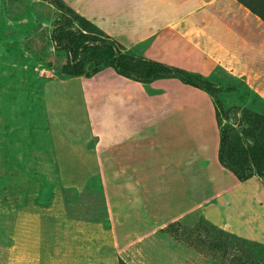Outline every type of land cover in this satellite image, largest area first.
<instances>
[{
  "label": "rangeland",
  "instance_id": "1",
  "mask_svg": "<svg viewBox=\"0 0 264 264\" xmlns=\"http://www.w3.org/2000/svg\"><path fill=\"white\" fill-rule=\"evenodd\" d=\"M59 1L87 19L77 11V0ZM206 1L181 0L180 14ZM239 1L264 17V0ZM57 14L48 1L0 0V264H264V212L248 209L245 232L238 234L235 229L242 223L240 216L245 210L241 211L237 204L244 200V194L254 193V199L264 208V176L254 178L247 186H238L236 194L222 197L220 205L212 209L211 214L223 219L229 213L231 229L205 220L197 208L165 225L151 227L139 241L114 242L111 232L108 236L111 225L100 179L77 177V173L94 171L100 165L88 156V147L94 143L92 122L97 120L85 101V83L91 76L63 73L64 53L55 51L50 40ZM102 24L108 26L106 20ZM86 25V35L94 32L95 36H107L98 26ZM109 34H113L111 39L120 38L113 30ZM94 62V58L87 57L81 70L88 72ZM102 69L107 76L115 74L111 67ZM231 87H220L217 93L223 108L222 123L231 121L227 109L247 95L244 89L229 91ZM234 112L238 121L254 116L241 107ZM103 116L107 118L109 114ZM48 121L62 157L65 155V166L70 165L66 170L75 172L74 182L83 186L81 189L64 183L66 178H62L47 130ZM154 121V117L147 119L150 135L145 152L149 159L145 162L144 181L150 194L144 198V205L158 216L157 222L210 200L215 187L225 190L235 185L233 173L217 160L219 130L215 116L210 147L184 162L190 190L182 188L178 150L169 136L160 147L152 137ZM259 138L264 143V127ZM128 179L108 177L106 183L126 186ZM255 221L262 223L259 229ZM85 228H90L93 235L88 236ZM95 244L101 249L90 253L87 247Z\"/></svg>",
  "mask_w": 264,
  "mask_h": 264
},
{
  "label": "crops",
  "instance_id": "2",
  "mask_svg": "<svg viewBox=\"0 0 264 264\" xmlns=\"http://www.w3.org/2000/svg\"><path fill=\"white\" fill-rule=\"evenodd\" d=\"M180 2L101 0L99 3L97 0H77L74 3L78 6L77 11L109 38L113 37L109 34L111 30L118 33L121 42L115 41L123 52L199 74L223 89L232 86L229 91L244 89L247 95H242L240 103L235 106L264 114V21L238 0H207L184 14H180ZM104 20L108 26L102 24ZM105 72V69L100 70L87 78V85L85 83V101L89 110L95 111L97 119L96 123L92 122L90 134L94 143L88 147V156L95 158L100 165L94 171L77 173V177L86 175L100 179L111 225L108 236L111 232L114 242L139 241L151 227L165 225L197 208H200L205 220L226 230L231 229L228 225V205L225 219L216 217L211 211L220 205L222 197L236 194L240 190L238 186H247L257 178L255 176L244 182L237 181L225 190L215 187L210 200L190 205L186 212H177L163 222H157L158 216L144 205L150 194L144 181L147 172L145 162L149 159L145 152L150 135L147 119H155L152 137L156 138L158 146L166 143L165 136L168 135L169 141L178 150L179 178L182 188L190 190V176L185 171L184 162L209 146L214 130L215 112L209 94L177 78H160L143 84L115 72L107 76ZM104 113H108L109 117L103 116ZM107 129L110 134L108 144L105 143ZM47 130L62 178H66L64 183L81 189L83 186L74 182L75 172L66 170L70 165L65 166V155L62 157L58 149L50 121ZM183 147L186 148L184 154ZM104 162L108 163L107 167ZM108 177L129 179L126 186L119 182L109 186L106 183ZM244 195V200L237 204L241 211L245 210L240 216L242 223L235 228L238 234L246 230L244 222L248 219V209L264 212L261 204L254 199V193ZM256 222L254 226L259 229L262 223ZM84 232L88 236L93 235L90 228H85ZM87 249L95 253L94 250L101 248L95 244Z\"/></svg>",
  "mask_w": 264,
  "mask_h": 264
},
{
  "label": "trees",
  "instance_id": "3",
  "mask_svg": "<svg viewBox=\"0 0 264 264\" xmlns=\"http://www.w3.org/2000/svg\"><path fill=\"white\" fill-rule=\"evenodd\" d=\"M43 1H48L58 10L52 23L50 40L55 51L64 53V74L89 77L108 66L116 74L143 84L160 78H177L184 84L205 90L211 97L219 129L217 149L219 164L231 171L239 182H244L253 176L258 178L264 176V143L259 138V132L264 127L263 113L250 108H242V110L252 111L254 116L248 117L247 121L244 119L238 121L234 110H238L239 107L233 106L226 111L231 121L222 123L220 116L223 108L217 97V93L221 90L220 87L202 78L199 74L123 52L121 46L107 36H95L94 32L93 35L92 33L86 35L88 33L85 30L86 24H90L93 28L96 25L59 0ZM248 8L254 12L250 7ZM254 13L264 21L263 15ZM87 57L94 58L96 62L85 73L81 68ZM247 115L250 116L249 113Z\"/></svg>",
  "mask_w": 264,
  "mask_h": 264
}]
</instances>
